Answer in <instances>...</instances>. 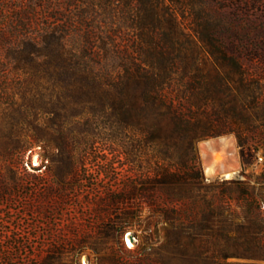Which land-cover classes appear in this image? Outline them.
<instances>
[{"label": "rangeland", "instance_id": "1", "mask_svg": "<svg viewBox=\"0 0 264 264\" xmlns=\"http://www.w3.org/2000/svg\"><path fill=\"white\" fill-rule=\"evenodd\" d=\"M61 46L106 82L160 53L184 58L174 87L193 112L197 139L150 143L119 131L108 112L91 109L94 101L85 103L79 131L64 136L47 128L52 114L20 110L23 97V109L37 104V85L49 87L37 72ZM227 136L239 175L207 178L200 145ZM18 148L14 165L7 152ZM27 156L30 166L40 156L45 169L27 170ZM157 165L179 181L152 194ZM131 187L146 189L132 200L139 211L121 235L102 239L105 222L119 217L108 199ZM263 196L264 0H0V264H264L241 253L254 216L263 219Z\"/></svg>", "mask_w": 264, "mask_h": 264}, {"label": "trees", "instance_id": "2", "mask_svg": "<svg viewBox=\"0 0 264 264\" xmlns=\"http://www.w3.org/2000/svg\"><path fill=\"white\" fill-rule=\"evenodd\" d=\"M58 39L61 41L63 36H59ZM204 46L209 47L211 54L214 53L211 45L204 44ZM172 49L176 50L178 54L187 50L182 46L177 49L173 46ZM190 49H194V45ZM45 65L46 68L44 69L46 70H40L37 72V76L47 75L50 93L48 95L42 93V90L45 91L48 88L37 85L36 95L39 98L37 104L23 109L26 101V98L23 97V105L19 106V109L24 112L34 110L52 114L53 117L50 118V124L47 128L56 133L64 136L79 131L77 119L86 109V104L94 101L96 108L91 109L101 115L108 112L110 118L114 119L119 131L142 134L150 143L177 138L190 140V142L197 139L194 136L193 112L190 108H185L180 104L179 92L174 87L176 70L182 66L184 69L188 67L184 58L170 57L168 54L160 53L154 58L144 59L139 63L135 62L132 64L133 66H125L120 78L112 82H106L103 78L94 75L84 62L73 63L64 50V46L60 47L53 58H47ZM50 67L53 69L51 73L49 72ZM189 68L196 70L194 64H191ZM191 87L189 84L188 94L193 92ZM67 139V137H62L63 143L59 147L61 151L69 148ZM20 150L18 148L7 152L10 163L17 165L22 162L21 156H19ZM241 158H243L242 152ZM68 164L74 166L71 161ZM178 165L185 167L188 162L182 161ZM153 174L155 179L152 180L151 187L147 189L152 194H155L158 187L165 183V180L179 181L176 173L169 174L166 169L158 165L154 167ZM189 178L197 179V177L192 176ZM198 179L201 177L198 176ZM145 191L146 189L142 187L138 189L131 187L126 192L108 199L106 206H111L113 213L119 217L108 219L105 222L102 239L110 234L117 233L118 236L122 234L140 208L139 204L133 203L132 200L136 197H142ZM98 205L105 206L102 200L99 201ZM256 208L258 210L257 205ZM117 213L119 214L117 215ZM153 213L162 212L154 208ZM163 215L169 216L171 214L163 212ZM254 217L259 220L258 225L256 230L245 234L241 253L264 258V218ZM87 239H89L88 236L79 238L76 244L78 249L88 244ZM145 240H149V236H146ZM90 246L95 253H98L96 242L91 243Z\"/></svg>", "mask_w": 264, "mask_h": 264}, {"label": "bare ground", "instance_id": "3", "mask_svg": "<svg viewBox=\"0 0 264 264\" xmlns=\"http://www.w3.org/2000/svg\"><path fill=\"white\" fill-rule=\"evenodd\" d=\"M231 136L220 137L201 143L203 171L207 178L221 176L230 179L238 170V154ZM33 163L38 164V157L33 158ZM129 243V242H128ZM128 246L132 248L129 243Z\"/></svg>", "mask_w": 264, "mask_h": 264}, {"label": "built area", "instance_id": "4", "mask_svg": "<svg viewBox=\"0 0 264 264\" xmlns=\"http://www.w3.org/2000/svg\"><path fill=\"white\" fill-rule=\"evenodd\" d=\"M37 157H38V164L36 166L34 165L33 162L31 163V166H30L29 163L27 162L28 161V156L26 157L24 165L27 168V170H29L31 172H38V171H41L42 169H45V166L42 165L43 160L40 158V156H37ZM239 171H240V164H239V159H238V170H237V173H235L232 177H235V176L237 177L239 175ZM256 205L258 207L259 213L264 218V196L257 200ZM130 241H134L133 237H130ZM127 247H128V249H131L128 245H127Z\"/></svg>", "mask_w": 264, "mask_h": 264}]
</instances>
